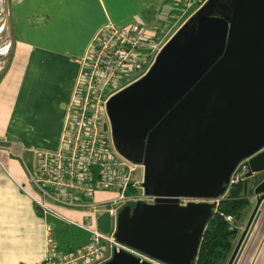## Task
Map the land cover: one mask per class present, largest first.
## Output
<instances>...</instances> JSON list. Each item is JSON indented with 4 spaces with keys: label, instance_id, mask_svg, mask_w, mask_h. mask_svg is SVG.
<instances>
[{
    "label": "water",
    "instance_id": "water-1",
    "mask_svg": "<svg viewBox=\"0 0 264 264\" xmlns=\"http://www.w3.org/2000/svg\"><path fill=\"white\" fill-rule=\"evenodd\" d=\"M105 107L114 147L142 165V191L153 197L118 209L114 237L166 264H189L213 204L178 198L217 197L242 158L244 177L264 171V0H204ZM250 188L254 203L245 221L234 219L242 230L225 264L264 199V177ZM95 223L107 232L109 212ZM99 264L152 263L118 249Z\"/></svg>",
    "mask_w": 264,
    "mask_h": 264
},
{
    "label": "crops",
    "instance_id": "crops-1",
    "mask_svg": "<svg viewBox=\"0 0 264 264\" xmlns=\"http://www.w3.org/2000/svg\"><path fill=\"white\" fill-rule=\"evenodd\" d=\"M173 4L172 0H6L11 48L0 74V264H29L44 254V218L23 189L32 193L34 150L58 145L78 60L92 35L106 21L115 25L138 21L157 34L160 22L175 10ZM169 20L170 34L178 18ZM18 157L22 161L26 157L30 165L24 161L22 166ZM63 213L79 220L78 211ZM236 227L239 236L242 226ZM239 249L232 264H264V199Z\"/></svg>",
    "mask_w": 264,
    "mask_h": 264
},
{
    "label": "built area",
    "instance_id": "built-area-1",
    "mask_svg": "<svg viewBox=\"0 0 264 264\" xmlns=\"http://www.w3.org/2000/svg\"><path fill=\"white\" fill-rule=\"evenodd\" d=\"M175 1L181 11H186L200 0H172ZM203 1L193 7L192 12ZM6 13V0H0V74L11 48ZM179 24L176 22L174 27ZM166 38L138 21L122 25L106 21L92 35L78 60L58 145L53 149L34 150V171L29 173V178L37 193L23 189L44 218V254L29 264H99L118 249L128 251L139 260L166 264L117 241L113 235L117 211L123 204L137 200L152 202L153 197L142 191V165L128 160L114 147L105 107L112 93L147 70ZM245 160L242 158L234 165L217 197H179L178 203L208 201L214 209L231 185L243 177ZM138 167L140 173L135 177ZM128 187L135 191L126 192ZM64 209L78 211L85 221L65 215ZM103 210H107L110 217L107 232L99 230L95 223L96 216ZM49 217L83 229L87 233L86 241L71 249L57 246ZM224 217L231 219L230 215Z\"/></svg>",
    "mask_w": 264,
    "mask_h": 264
},
{
    "label": "trees",
    "instance_id": "trees-1",
    "mask_svg": "<svg viewBox=\"0 0 264 264\" xmlns=\"http://www.w3.org/2000/svg\"><path fill=\"white\" fill-rule=\"evenodd\" d=\"M200 1H196L191 9ZM130 191L134 192L135 189L128 187L126 192ZM248 191L251 192V188ZM248 205L249 200L243 194L242 183L238 180L231 185L226 195L217 202L207 216L195 256L189 264H225L237 234V224L234 219H241ZM224 215H230L231 219H226ZM51 222L57 246L71 249L86 241L87 233L83 229L73 228L72 224L58 219H53Z\"/></svg>",
    "mask_w": 264,
    "mask_h": 264
},
{
    "label": "rangeland",
    "instance_id": "rangeland-1",
    "mask_svg": "<svg viewBox=\"0 0 264 264\" xmlns=\"http://www.w3.org/2000/svg\"><path fill=\"white\" fill-rule=\"evenodd\" d=\"M176 2L177 1H175L174 2V4H173V6H174V9L175 10H173V13L170 15V16H167V18L166 19H163L161 22H160V24L158 25V27L156 28V32H157V34H159V33H161V32H163L164 30H166V32L167 33H165L163 36H164V39L168 36V34H169V30L171 29V27H170V23H171V20H169V18L171 19V18H177L178 17V22H182L183 21V19L184 18H186L187 17V15H189L191 12H192V10H193V8L191 9V7H189L188 9H186V11H181V9H180V7L176 4ZM196 7V6H195ZM194 7V8H195ZM117 25H120V24H117ZM169 25V30L168 29H166V27ZM160 37H162V36H160ZM108 131L106 130V133H107ZM10 154V153H9ZM11 155V154H10ZM1 158V157H0ZM24 158V161H25V164H26V166H29L30 164H29V160L28 159H25L26 157H23ZM18 159H19V157H18ZM20 160V159H19ZM24 161H22V160H20V162H21V164H22V166H23V162ZM32 172V171H31ZM139 173H140V167H138L135 171H134V175H135V177L137 176V175H139ZM32 188L30 189L33 193H37L36 192V189H35V186H31ZM110 194V193H109ZM106 196H111V195H106ZM97 199V198H96ZM82 208H84V207H82ZM81 219V221H85V219H83V217L81 216H79V220ZM71 227H76V226H73V225H71ZM238 234V233H237ZM237 234H236V236H237ZM238 237V236H237ZM238 252V251H237ZM237 254V256H236V258H235V261L239 258V256H240V249H239V252L238 253H236ZM234 261V262H235Z\"/></svg>",
    "mask_w": 264,
    "mask_h": 264
},
{
    "label": "flooded vegetation",
    "instance_id": "flooded-vegetation-1",
    "mask_svg": "<svg viewBox=\"0 0 264 264\" xmlns=\"http://www.w3.org/2000/svg\"><path fill=\"white\" fill-rule=\"evenodd\" d=\"M218 1H219L221 4L226 3V0H218ZM221 11H223L222 8H221ZM223 12H224V11H223ZM242 164L245 165L244 162H243ZM245 172H246V168L244 167L243 177L240 179V181H241V183H242V180H243V179H246V181H247V191H246V193H243V194H244V195L248 198V200H249V205H248V207H247L246 210H245V211H247V209H249V210H248V212H249V211H251V208H252V206H253L254 200H253V197L250 196L251 192H249L248 189H250V187H252L253 185H255V183H256L258 180H261V179L264 177V171H260V172L254 173V174H253L252 176H250V177H244ZM242 192H243V191H242ZM249 207H250V208H249ZM243 215H244V214H243ZM243 215H242L241 219H242V220H246L248 215H246V217H245V216L243 217ZM241 219H239V220H241Z\"/></svg>",
    "mask_w": 264,
    "mask_h": 264
}]
</instances>
